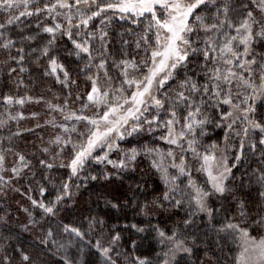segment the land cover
Returning <instances> with one entry per match:
<instances>
[{
  "label": "snow or ice",
  "instance_id": "obj_1",
  "mask_svg": "<svg viewBox=\"0 0 264 264\" xmlns=\"http://www.w3.org/2000/svg\"><path fill=\"white\" fill-rule=\"evenodd\" d=\"M0 15V50L7 53L4 63L9 77L17 74V88L24 85L22 74L28 71L24 65L29 62L43 64V75L54 78L62 89L77 86L72 71L54 54L59 51L58 41L65 37L72 46L65 49L67 55L82 62L77 76L84 74L90 84L86 97L76 95L81 103L78 111L69 110L68 98L62 103L43 101L42 97L35 100L62 117L61 123L54 116L46 121L61 134L39 149L51 157V162L40 159L38 163L48 170L67 168L71 181L90 161L124 170L134 166L143 154L160 174L164 190L143 205L135 204L137 214L149 217L168 208L184 211L171 227L151 224L150 220L148 227L125 224L123 229L136 233L151 230L161 247L152 257L132 255L120 247L122 230L99 216H89L86 228L83 221H57L55 229L51 225L45 228V221L55 218L65 198H71V185H53L56 194L45 202L51 193L45 184H38L40 198L27 197L32 210L23 209L28 220L19 226L22 232L41 229L39 245L48 252L54 249L60 264H180L179 256L194 254L196 241L187 229L201 216L220 240L236 242L238 251L231 264H264V0H0ZM116 16L145 24L136 41L145 55L138 61L116 59L108 51L105 28ZM26 17L36 18L40 31L24 35L19 29L18 39L14 38L11 30ZM97 18H101L100 27L92 30L90 25ZM41 33L47 36L42 44ZM33 43L37 46L32 47ZM13 49L15 55L11 54ZM193 57L202 58L203 63L199 73L189 74ZM110 68L119 70L116 86ZM71 95L69 91L68 97ZM32 99L10 94L0 98L6 109ZM59 99L53 94V100ZM21 118L22 113H7V120ZM7 120L0 119V128ZM209 125L224 129L222 142L202 143ZM145 128L150 133L161 131L159 139L169 146L167 150L147 145L120 147L119 141ZM66 151L67 158L62 160ZM112 152L122 156L112 160ZM257 152L258 166L247 173L249 184L256 185L255 201H250L236 194L233 170L244 162L246 153L255 156ZM15 155L18 164L9 170L0 152V173H11L7 181L0 175V183L10 184L12 177L31 169V161L24 154ZM194 172L205 177L203 183L193 178ZM42 179L51 182L47 176ZM225 201L232 208H226ZM107 204L117 210L126 206L111 201ZM35 210H39L40 219ZM8 220L7 214L0 216V225H7ZM131 244L134 252L137 241ZM7 248L0 243V264H46L40 253L18 247L13 257ZM209 264L220 262L209 259Z\"/></svg>",
  "mask_w": 264,
  "mask_h": 264
},
{
  "label": "trees",
  "instance_id": "obj_2",
  "mask_svg": "<svg viewBox=\"0 0 264 264\" xmlns=\"http://www.w3.org/2000/svg\"><path fill=\"white\" fill-rule=\"evenodd\" d=\"M2 19L3 15H0V20ZM100 19L97 18L93 22V25H90L92 30L100 27ZM40 21H44V16L40 17ZM37 22V19L34 17L23 18L21 23L11 30L13 37L18 39L17 32L19 29H23L24 35H31L40 31L36 27ZM144 26V23L133 24L127 18L124 20L117 17L113 18L105 30L108 32L106 40L108 51L114 58H135L138 61L144 57L143 46L139 49L136 47V41L142 35ZM41 37L40 44L46 42L47 39L46 34L41 33ZM124 41H127V44L123 43ZM31 46L36 47L37 44L33 43ZM96 46L98 47L99 45L96 44ZM25 47L26 51H28L29 49L26 45ZM56 47L59 51L54 54L58 55L60 62L72 71V78L77 81V86L62 89L54 81V78L43 75V64L37 66L29 62L24 65L28 71L22 74L24 85L17 88V74L9 77L8 65L4 63L8 58L7 53L0 50V98L8 94L17 98L27 96L33 98L32 101L26 100L22 106L12 105L8 106L7 109L3 105L2 100H0V119L7 120L8 112L13 116L20 113L23 114V118L7 120L6 126L0 128V152H3L6 157L5 169L10 170L13 165L18 164L15 153L24 154L31 161L32 165L31 169H24L20 177H12L10 184L0 183V216L7 214L9 217L7 225H0V237H10L7 240L0 238V243L8 246L7 254L9 256L14 257V250L18 247H23L34 254L40 253L46 264H60L59 255L55 254L54 249L52 252H48L43 250L39 245L41 229L37 228L32 232H22L19 226L27 223L28 220L27 214L23 209L29 208V210H32L27 197L31 195L33 198H40L37 188L38 184H45L49 188L51 195L46 198L45 202H47L48 199H53L56 194L53 185L58 188L61 183L69 182L71 185V198H65L59 206V212L55 218H48L45 221V228L51 225L55 229L57 221L64 223L83 221L86 228L89 216H99L105 219L109 226L115 224L117 225V230H122V240L120 241L122 250L129 251L132 255H148L152 257L155 253L161 251V247L155 239V233L151 230L144 233H136L134 230L123 229V226L125 224L136 223L141 227H148L150 220L151 224H159L161 227H171L176 220L184 216V211L168 208L163 212L151 213L149 217L137 214L139 209L134 207L135 204L139 203L143 205V203L151 201L164 190L161 176L151 167L149 157L141 154L137 157V162L134 166H130L124 170L114 169L106 162L96 163L95 161H90L78 176L71 178V181L68 179L69 170L67 168L57 166L48 170L38 163L40 159H46L51 162L50 156H46L39 151L41 147H44L40 140L39 131L47 126L46 121L52 119L53 116L57 122H62V117L57 113H51L46 103H36L35 100L42 97L43 101L62 103L65 98H68L69 110L78 111L81 108V103L79 100H76L77 93L86 97L87 91L90 90V84L85 82V75L80 74L77 76L79 67H82V62L77 61L74 56L67 55L65 51V49L72 47L71 42L66 37L61 38ZM11 54L15 55V49L12 50ZM124 54L127 55L125 56ZM202 63V58L193 57V63L189 65V74L193 71L199 73V64ZM11 67H17V65L11 63ZM118 71L115 68L109 69V74L114 78V86L119 84V80L116 79ZM69 91L72 93L71 97H68ZM53 94L59 95L60 99L53 100ZM33 113L36 115L34 116ZM85 114L89 113L86 112ZM37 125H40V127H37ZM206 131L208 135L202 139L203 144L222 142L224 129L209 125ZM13 133H19V135H13ZM161 134L162 132L159 130L155 133H150L145 128L142 133L126 136L124 140L119 141V144L122 149L139 148L141 145H147L167 150L169 146L159 139ZM8 149H11V151H7ZM121 156L122 153L112 152L110 159L118 160ZM258 156V152L255 156L252 153H246L244 162L233 170L235 173L233 186L238 189L236 194L250 201H255L256 185L249 184L247 173H250L252 169L258 166ZM66 158L67 151L61 159L64 160ZM56 163L58 164L59 161ZM33 173H35L34 177ZM0 175H3L7 181L11 173L10 171H5L0 173ZM43 176L49 177L51 182L47 183L42 179ZM93 176L97 178L91 179ZM197 176L198 174L194 172L193 177L197 178ZM198 180L201 183L204 181L201 176ZM241 184H243V188H241ZM30 187L34 191H29ZM15 189H19V191ZM108 201L126 206L121 207L119 210L112 209L108 206ZM224 205L226 208H232V205L227 201L224 202ZM214 206L220 207V204L214 202ZM34 215L37 219H40L39 210H35ZM205 221L206 217L201 218V216H197L191 227L187 229L189 236L195 238L196 246L194 254L191 257L181 255L177 258L180 264H200L201 261L203 264H209V259H218L220 264H231V258L238 251L236 242L232 241L231 238L227 242L220 240L206 226ZM59 238L57 236V239ZM133 240L137 241L138 244L134 252L132 251L131 244ZM74 252L75 250H73ZM205 253H207V257ZM89 258L92 259L93 257Z\"/></svg>",
  "mask_w": 264,
  "mask_h": 264
},
{
  "label": "rangeland",
  "instance_id": "obj_3",
  "mask_svg": "<svg viewBox=\"0 0 264 264\" xmlns=\"http://www.w3.org/2000/svg\"><path fill=\"white\" fill-rule=\"evenodd\" d=\"M116 17L119 18V16H116ZM38 121H39V120H38ZM38 121H36V122H38ZM56 122H57V121H56ZM57 123H61V121H59V122H57ZM68 126H69V127L72 126V122H71V121L68 122ZM77 127H78V125H77ZM78 128H80V126H79ZM39 132H40V133H39L40 140H41V142L43 143V146H48V141H49V140H51L55 135L61 134L59 129L54 128V127H52V126L49 125V124H47V126H46L44 129L40 130ZM73 139H75V136L73 137ZM98 151H99V150H98ZM100 154L102 155L103 153L101 152ZM197 174H198L197 178H196V177H193V178L196 179L198 182H200V180H198V178H199L200 176H201L203 179H205V177H204L202 174H200V173H197ZM200 183H201V182H200Z\"/></svg>",
  "mask_w": 264,
  "mask_h": 264
}]
</instances>
